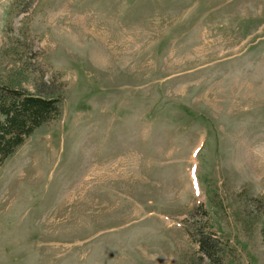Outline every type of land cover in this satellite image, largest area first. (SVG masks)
<instances>
[{
    "label": "rangeland",
    "instance_id": "rangeland-1",
    "mask_svg": "<svg viewBox=\"0 0 264 264\" xmlns=\"http://www.w3.org/2000/svg\"><path fill=\"white\" fill-rule=\"evenodd\" d=\"M0 83L63 99L0 166V264H207L186 228L264 264V0H0Z\"/></svg>",
    "mask_w": 264,
    "mask_h": 264
},
{
    "label": "trees",
    "instance_id": "trees-1",
    "mask_svg": "<svg viewBox=\"0 0 264 264\" xmlns=\"http://www.w3.org/2000/svg\"><path fill=\"white\" fill-rule=\"evenodd\" d=\"M62 103V97L35 94L24 88L0 83V166L38 128L61 114ZM198 209L206 214L203 207L199 206ZM186 229L198 245L202 260L206 259L207 264H223L219 254L221 244L213 234L205 233L202 228L196 232Z\"/></svg>",
    "mask_w": 264,
    "mask_h": 264
}]
</instances>
